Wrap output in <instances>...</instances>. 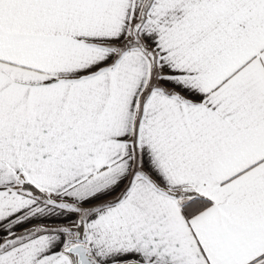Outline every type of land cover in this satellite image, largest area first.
<instances>
[{
  "label": "snow or ice",
  "instance_id": "snow-or-ice-1",
  "mask_svg": "<svg viewBox=\"0 0 264 264\" xmlns=\"http://www.w3.org/2000/svg\"><path fill=\"white\" fill-rule=\"evenodd\" d=\"M0 264H264V0H0Z\"/></svg>",
  "mask_w": 264,
  "mask_h": 264
}]
</instances>
